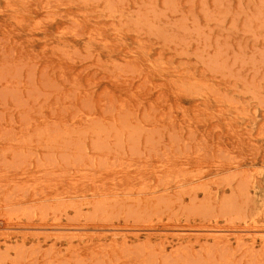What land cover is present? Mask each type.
Returning <instances> with one entry per match:
<instances>
[{
  "label": "rangeland",
  "instance_id": "rangeland-1",
  "mask_svg": "<svg viewBox=\"0 0 264 264\" xmlns=\"http://www.w3.org/2000/svg\"><path fill=\"white\" fill-rule=\"evenodd\" d=\"M0 264H264V0H0Z\"/></svg>",
  "mask_w": 264,
  "mask_h": 264
}]
</instances>
